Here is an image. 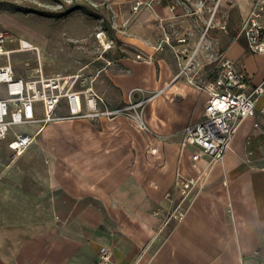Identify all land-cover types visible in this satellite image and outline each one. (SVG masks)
<instances>
[{
    "label": "crops",
    "instance_id": "0c3cea01",
    "mask_svg": "<svg viewBox=\"0 0 264 264\" xmlns=\"http://www.w3.org/2000/svg\"><path fill=\"white\" fill-rule=\"evenodd\" d=\"M201 1L92 0L111 9L115 46L75 89L92 85L110 109L155 95L142 109L146 127L126 115L56 120L17 157L13 136L0 139V264H264V137L254 119L235 128L220 160L195 162L197 147L183 145L221 57L264 84V52H251L244 33L252 0H212L209 19ZM202 32L209 59L198 60ZM28 126L16 130L38 131Z\"/></svg>",
    "mask_w": 264,
    "mask_h": 264
},
{
    "label": "built area",
    "instance_id": "2783aa9c",
    "mask_svg": "<svg viewBox=\"0 0 264 264\" xmlns=\"http://www.w3.org/2000/svg\"><path fill=\"white\" fill-rule=\"evenodd\" d=\"M253 8L244 23V33L251 52H264V0H252ZM141 3L134 9L137 11ZM212 26L210 21L208 28ZM102 45V51L108 52L115 46V41L100 30L96 34ZM12 39L0 32V139H8L9 148L14 156H20L36 141L38 135L50 123L62 119L116 117L126 115L138 120L141 127H146L141 115L144 106L155 95H150L139 102H130L119 109L106 107L104 98L92 85L82 90L75 89L81 74L62 76L60 74L44 77L43 74L28 80L17 77L7 49ZM168 40V38H167ZM185 42L186 38L179 40ZM139 57H141L139 55ZM193 60L182 68L181 74L191 69ZM209 92L202 118L188 125L183 130V145H193L198 152L193 160L197 162L202 155L222 159L232 141L235 128L246 118L254 119V135L264 137V105L258 108V100L264 95V84L254 85L251 75L240 61L228 57L220 58V66L214 81L204 86ZM66 107L68 112L61 114L59 109ZM38 125L35 134L19 132L17 127ZM157 149H153L156 153ZM193 179L182 180V191L187 192ZM171 198V195H169ZM175 216L181 219L183 210ZM109 249L102 247L104 262L109 261Z\"/></svg>",
    "mask_w": 264,
    "mask_h": 264
},
{
    "label": "rangeland",
    "instance_id": "374dc122",
    "mask_svg": "<svg viewBox=\"0 0 264 264\" xmlns=\"http://www.w3.org/2000/svg\"><path fill=\"white\" fill-rule=\"evenodd\" d=\"M215 6L212 0H202L203 16L211 18ZM100 30L110 36L114 31L113 14L107 3L93 4L92 0H0V32L12 37L7 48L26 50L10 55L17 77L25 80L40 74L44 77L57 74L94 77L105 65L101 58L102 45L96 36ZM203 32L200 55L192 54L198 60L209 59L203 52L209 48L205 40L207 35ZM24 41L26 45H23ZM215 64L217 68L209 81H214L220 62ZM76 85L77 88L83 87L80 80ZM23 128L31 130L34 127Z\"/></svg>",
    "mask_w": 264,
    "mask_h": 264
},
{
    "label": "bare ground",
    "instance_id": "6f19581e",
    "mask_svg": "<svg viewBox=\"0 0 264 264\" xmlns=\"http://www.w3.org/2000/svg\"><path fill=\"white\" fill-rule=\"evenodd\" d=\"M16 31L20 32L22 30L21 29H16ZM23 45H26V41L23 42ZM25 51H26L25 49H18V50L9 51V53L11 54V53H15V52H25ZM183 85H184L183 88H181L182 92L186 91V89H188V90H193L194 89L193 87H191V86H189L187 84H183Z\"/></svg>",
    "mask_w": 264,
    "mask_h": 264
}]
</instances>
